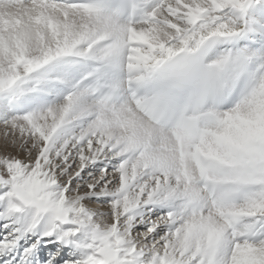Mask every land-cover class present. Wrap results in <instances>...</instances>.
Masks as SVG:
<instances>
[{
  "label": "snow or ice",
  "instance_id": "1",
  "mask_svg": "<svg viewBox=\"0 0 264 264\" xmlns=\"http://www.w3.org/2000/svg\"><path fill=\"white\" fill-rule=\"evenodd\" d=\"M256 36L264 0H0V264H185L164 245L193 206L190 158L209 135L238 145L215 110L179 111L173 93L190 51ZM253 60L264 68V48L218 64ZM81 63L94 66L75 82L55 72ZM229 176L219 196L257 208L243 247L264 257L259 168Z\"/></svg>",
  "mask_w": 264,
  "mask_h": 264
},
{
  "label": "clouds",
  "instance_id": "2",
  "mask_svg": "<svg viewBox=\"0 0 264 264\" xmlns=\"http://www.w3.org/2000/svg\"><path fill=\"white\" fill-rule=\"evenodd\" d=\"M221 44L208 42L190 51L194 57L192 69L182 87L173 93L179 111L215 110L221 126L227 127L238 145L229 148L209 135L201 151L190 158L187 167L193 182V206L184 213L178 232L164 245L186 254L185 264H193L194 259L197 264H237L234 257L238 253L255 251L243 245L247 243L248 218L257 208L242 196L223 199L219 193L229 174L236 175L241 168L251 175L259 168V179L264 182V68L255 60L243 66L231 61L218 64L229 50L220 49ZM138 174L134 166L133 178ZM143 179L150 183L148 177ZM128 196L134 200L135 193ZM259 209L264 211V204ZM121 211L117 207L115 214L123 225L127 218ZM93 230H100V226L93 225ZM256 257L255 264H264V257Z\"/></svg>",
  "mask_w": 264,
  "mask_h": 264
},
{
  "label": "bare ground",
  "instance_id": "3",
  "mask_svg": "<svg viewBox=\"0 0 264 264\" xmlns=\"http://www.w3.org/2000/svg\"><path fill=\"white\" fill-rule=\"evenodd\" d=\"M136 2H140V0H136ZM230 45H236V46H238L239 48L237 50H247L250 53H252V52H258L259 50H261L262 48H264V39H262L259 36H256V37H251V38H248V39H240L238 41L226 42V43H223V44L219 45V47H220V49H224L225 46H230ZM233 51H236V50H233ZM86 65L90 69H91V67L94 66L91 63H88ZM76 68H78V69L80 68L82 72H84V70H86L84 66L82 68V66L79 65L78 67L71 68V69L56 68L55 69V72L56 73L65 72V73H67V79L70 82H75L77 79H76V74H74L73 72H74V70H76ZM62 87L64 88V86H62V85H57L56 88H55V90H54V93L55 92L64 91V90H62ZM47 98L48 99H52L53 97L52 96H49ZM100 167H103V165L100 164V165H97L94 168L85 169L84 173H82V176L87 177V174L89 172H91L93 175H96ZM107 202H108L107 201V198H103V204H107ZM96 203H100V202L99 201H92V200L89 201V204L92 205V206H94ZM23 243H24L23 240H21V241L18 242L17 248L16 249H13V254H15L17 252V249L20 252L23 251L22 248H19V245L20 244H23ZM257 259L258 258L256 256H254L253 253L248 252V251H241L237 255V264H255V261Z\"/></svg>",
  "mask_w": 264,
  "mask_h": 264
}]
</instances>
